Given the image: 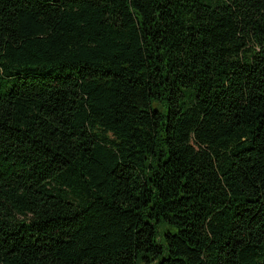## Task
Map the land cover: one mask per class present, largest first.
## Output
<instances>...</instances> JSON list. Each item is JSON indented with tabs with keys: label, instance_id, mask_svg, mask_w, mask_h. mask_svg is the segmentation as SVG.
<instances>
[{
	"label": "trees",
	"instance_id": "obj_1",
	"mask_svg": "<svg viewBox=\"0 0 264 264\" xmlns=\"http://www.w3.org/2000/svg\"><path fill=\"white\" fill-rule=\"evenodd\" d=\"M0 264H264V0H0Z\"/></svg>",
	"mask_w": 264,
	"mask_h": 264
}]
</instances>
